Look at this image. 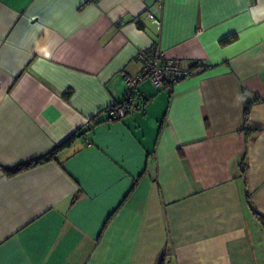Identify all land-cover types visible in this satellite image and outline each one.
I'll use <instances>...</instances> for the list:
<instances>
[{"label":"crops","instance_id":"1","mask_svg":"<svg viewBox=\"0 0 264 264\" xmlns=\"http://www.w3.org/2000/svg\"><path fill=\"white\" fill-rule=\"evenodd\" d=\"M153 46L208 68L112 118ZM74 133L0 168V264H264V0H0V167Z\"/></svg>","mask_w":264,"mask_h":264},{"label":"built area","instance_id":"2","mask_svg":"<svg viewBox=\"0 0 264 264\" xmlns=\"http://www.w3.org/2000/svg\"><path fill=\"white\" fill-rule=\"evenodd\" d=\"M149 16L158 24V21L153 18L152 13ZM151 48L138 52L137 57L142 62V68L137 75L131 76L123 73V84L125 86L124 99L107 108L112 118L124 116L130 110H140L143 97L136 91L139 82L150 80L155 87L161 88L164 85L171 87L173 83L184 78L186 75L196 74L208 68L207 66L198 65L195 69H184L181 66L179 58L166 56L162 48H157L156 46Z\"/></svg>","mask_w":264,"mask_h":264},{"label":"trees","instance_id":"3","mask_svg":"<svg viewBox=\"0 0 264 264\" xmlns=\"http://www.w3.org/2000/svg\"><path fill=\"white\" fill-rule=\"evenodd\" d=\"M69 93L70 92H68V94ZM245 105L246 106H245V109H244L243 117H244V121H245V124H246V127H247L248 121L250 119L249 112H250L251 105H250L249 102H247ZM74 137L75 138L78 137L77 133H74V134L68 136L67 139L62 141L60 144H57L55 146V148H53L52 150H50L49 152H47L46 154H44L42 156H39L37 158L31 159V160L26 161V162H22V163L18 164L17 166H14L13 168H3V167H0V168L4 172L5 176L9 177V176H13V175L18 174V173L20 174V172L26 171L28 169H32V168H34V167H36L38 165H41L43 163H46L48 161H52V160L55 159L56 153L58 151H60L62 148H67L71 144V142L73 141ZM116 210H114L112 213H114ZM112 213L106 218V222L104 223V227L106 226V223H107L108 219L110 218V216L112 215ZM256 218L259 220V222L262 225V227H264V216H261V215L256 213ZM159 264H164V263L162 261H160Z\"/></svg>","mask_w":264,"mask_h":264}]
</instances>
